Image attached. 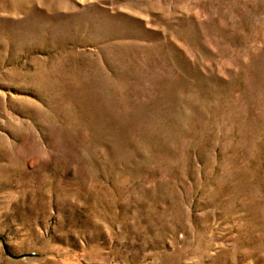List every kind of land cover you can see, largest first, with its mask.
Segmentation results:
<instances>
[{
  "label": "rangeland",
  "instance_id": "obj_1",
  "mask_svg": "<svg viewBox=\"0 0 264 264\" xmlns=\"http://www.w3.org/2000/svg\"><path fill=\"white\" fill-rule=\"evenodd\" d=\"M0 264H264V0H0Z\"/></svg>",
  "mask_w": 264,
  "mask_h": 264
}]
</instances>
